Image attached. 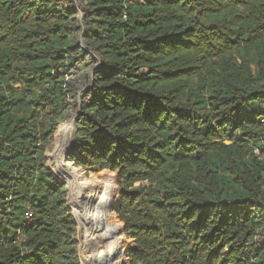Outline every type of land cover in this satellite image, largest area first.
<instances>
[{
	"label": "trees",
	"instance_id": "16d2710c",
	"mask_svg": "<svg viewBox=\"0 0 264 264\" xmlns=\"http://www.w3.org/2000/svg\"><path fill=\"white\" fill-rule=\"evenodd\" d=\"M73 115L109 261L264 264V0H0V264H78L45 156Z\"/></svg>",
	"mask_w": 264,
	"mask_h": 264
},
{
	"label": "rangeland",
	"instance_id": "374dc122",
	"mask_svg": "<svg viewBox=\"0 0 264 264\" xmlns=\"http://www.w3.org/2000/svg\"><path fill=\"white\" fill-rule=\"evenodd\" d=\"M73 121L74 115L57 127L51 144L45 150V156L46 165L53 176L66 186V202L76 224L78 264H94L91 259L99 257H102V264H124L121 256L112 262L106 257L108 254L106 251L110 244L113 243L116 248L120 247L123 239L122 236H117L121 227L116 215L119 199L117 176L104 171L87 172L67 160L66 153L71 149ZM66 125H69V131L66 133L67 143H65V148L63 147V154V152L57 151L56 139L60 128ZM137 185L135 184V186ZM76 186H79L78 191L75 190ZM99 209H101V215L98 214ZM104 212L106 219L102 222L99 218ZM97 215L98 221L95 222ZM105 223L107 226L117 227L113 237H106L104 233L102 236L100 235L99 227H103Z\"/></svg>",
	"mask_w": 264,
	"mask_h": 264
},
{
	"label": "built area",
	"instance_id": "2783aa9c",
	"mask_svg": "<svg viewBox=\"0 0 264 264\" xmlns=\"http://www.w3.org/2000/svg\"><path fill=\"white\" fill-rule=\"evenodd\" d=\"M123 1H133V0H123ZM28 214H26V216H27ZM27 217H30V215H28Z\"/></svg>",
	"mask_w": 264,
	"mask_h": 264
},
{
	"label": "water",
	"instance_id": "95a60500",
	"mask_svg": "<svg viewBox=\"0 0 264 264\" xmlns=\"http://www.w3.org/2000/svg\"><path fill=\"white\" fill-rule=\"evenodd\" d=\"M72 132H73V127H72ZM72 143H73V140L71 139V143H70V146L72 145Z\"/></svg>",
	"mask_w": 264,
	"mask_h": 264
}]
</instances>
